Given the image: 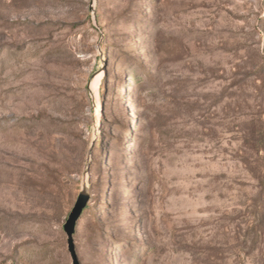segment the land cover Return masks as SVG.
<instances>
[{
	"label": "rangeland",
	"instance_id": "374dc122",
	"mask_svg": "<svg viewBox=\"0 0 264 264\" xmlns=\"http://www.w3.org/2000/svg\"><path fill=\"white\" fill-rule=\"evenodd\" d=\"M80 192L78 264H264V0H0V264Z\"/></svg>",
	"mask_w": 264,
	"mask_h": 264
},
{
	"label": "water",
	"instance_id": "95a60500",
	"mask_svg": "<svg viewBox=\"0 0 264 264\" xmlns=\"http://www.w3.org/2000/svg\"><path fill=\"white\" fill-rule=\"evenodd\" d=\"M86 200H87L86 194L84 192H80L71 212L69 213L66 219V222L63 225V231L66 236V250L69 254L71 264H78L76 260L75 252H74L72 235H73L75 226L79 220V217L83 209L85 208Z\"/></svg>",
	"mask_w": 264,
	"mask_h": 264
},
{
	"label": "bare ground",
	"instance_id": "6f19581e",
	"mask_svg": "<svg viewBox=\"0 0 264 264\" xmlns=\"http://www.w3.org/2000/svg\"><path fill=\"white\" fill-rule=\"evenodd\" d=\"M92 92V91H91Z\"/></svg>",
	"mask_w": 264,
	"mask_h": 264
}]
</instances>
